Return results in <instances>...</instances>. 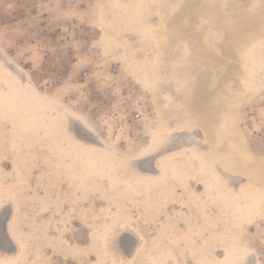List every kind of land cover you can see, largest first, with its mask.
Returning a JSON list of instances; mask_svg holds the SVG:
<instances>
[{
  "label": "rangeland",
  "instance_id": "374dc122",
  "mask_svg": "<svg viewBox=\"0 0 264 264\" xmlns=\"http://www.w3.org/2000/svg\"><path fill=\"white\" fill-rule=\"evenodd\" d=\"M137 3L0 0V44L46 98L24 104L0 73V168L14 170L0 174V208L4 194L16 196L12 229L26 246L12 264H115L103 245L110 209L145 235L134 264H156L152 256L169 249L180 264H225L242 244L264 264V213L246 200L264 195V86L254 80L255 57L264 63V0H150L146 17ZM59 103L80 112L133 176L155 177L151 188L138 181L135 196L116 176L90 177V157L80 161L61 131ZM158 131L178 149L145 154ZM161 154L169 162L159 173L141 167ZM204 166L228 194L200 183Z\"/></svg>",
  "mask_w": 264,
  "mask_h": 264
},
{
  "label": "bare ground",
  "instance_id": "6f19581e",
  "mask_svg": "<svg viewBox=\"0 0 264 264\" xmlns=\"http://www.w3.org/2000/svg\"><path fill=\"white\" fill-rule=\"evenodd\" d=\"M130 1H132V0H130ZM133 3H135V2H133ZM149 3H150V0H138V3H137V9L145 17L148 15V6H149ZM130 10H131V8H130ZM105 31H106V29L104 27V36L106 35ZM211 31H212V29H211ZM114 49H113V51H114ZM115 51L118 52V49H116ZM117 54H119V53H117ZM254 61H255L254 67H255V70L257 72L256 73V77H255L254 80H255V83L258 86V88H260V87L264 86V63H263L262 59L260 58V56H258V55L255 57V60ZM0 73L3 75V77H5L8 80H10V82L15 86V88H17V90L19 91V93L22 96V98H25L26 101L25 100L23 101L24 104H28L29 105L30 102L32 103L35 99H38L39 98V99L42 100V97H44V96H42V94H40V91L37 89V87H36L37 85H35V81L33 80V78L30 75V73L25 68H23V66H21L20 64H18L13 58H11L5 52V50L1 46V44H0ZM145 78H147V77H145ZM149 86H150V84H149ZM0 87L2 88V86H0ZM17 98L19 100V97H17ZM13 104H14V102H13ZM29 106H31V105H29ZM57 108L58 109L56 110V112H57L58 117H59V123H60V127L62 129L61 131H63V135L65 136V140L67 142H69L71 145H73L74 147H76L81 152V156H80L81 159H80V161H84L87 158V157H85V155L87 156V154H88V156L90 157V159L92 161V165L94 166V168L90 172V177H94L97 172H102L103 174H105L107 176V178H110V179H112L113 176H116V178H115V179H117L116 181H121V182H127L128 183L129 190L131 192H133L135 194V196L136 195L137 196L142 195V192H141V190H140V188L138 186V183H137L138 181H141V182L145 183L146 184V187L148 189L151 188V181L155 177H152L151 175H145V174L142 173L143 171H141V173H137L135 176H133L132 175L133 169L130 167V165H128L125 161H122L120 159H117V158H115V157H113L111 155V154H113V153L116 152L115 151L116 148L114 149L113 146H111V144L108 142V140L101 138L99 136L97 130H95L94 127L91 126V124L85 119V117L80 112L75 111L74 109H72L68 105L61 104V103H59V105H57ZM74 125H78L80 128H82L84 131L88 132L94 138L88 139L86 137H83V136L79 135L78 132H76V129H75ZM159 130H161V129H159ZM158 132H159V136H156L154 138V143H152V146H150V147H148L146 149L145 154L146 153H151L154 150H156L158 145L161 146L160 147L161 149L158 147V149L160 150L159 153H161V152H172L173 151L172 149H174V150L175 149H178V148H173L174 147L173 144L174 143H177V142L171 141V139L169 137L163 139L162 131L161 132L158 131ZM192 138H194V137H192ZM183 139H182V141H183ZM25 140H27V139H25ZM173 140H178V142H179L180 141V138L178 137V138H175ZM194 141H195V138H194ZM192 142H193V140H192ZM240 142H242V143L246 142L245 137H241ZM197 143L198 142H196V144ZM183 144H184V141H183ZM23 145H24V143H23ZM200 145H201V143H200ZM73 146H71V147H73ZM179 148H181V147H179ZM101 149L104 150V151H106V152L102 151ZM237 150H238V148H237ZM75 152H76V149H75ZM153 154H154V152H153ZM123 155H125V154H123ZM150 155H152V154H150ZM159 156H160V158L159 159H156V161H155V164H156L155 167L153 165H151L152 164L151 163V159H149V158H145V159L141 160V163H140L141 164V167L142 168L144 167L143 169H147L148 168L147 170H150V168H151V169H154L155 171H157L159 173V169L160 170H163L165 168L166 161L169 160V157L167 156V154H164V155L161 154ZM194 156L196 157V155H194ZM128 157L127 158L124 157V158L128 159ZM72 158H73V155H72ZM132 159H131V161H132ZM139 159H141V158H139ZM176 162H178V161L176 160ZM184 162L186 163V161H184ZM200 162H202V161H200ZM134 163H136L135 160H134ZM180 163L183 164V161H181ZM193 163H190L189 166L186 167L185 171L190 176V178L195 179L197 177V174H199V173H197L196 168H195L196 166H194ZM79 164H80V162H79ZM173 164H174V162H173ZM74 165H76V164H74ZM133 165H135V164H133ZM136 166H137V163H136ZM177 166L180 168L179 165H177ZM20 169H21V167H20ZM89 169H90V167H89ZM137 170H141V169L138 168V166H137ZM11 171H14V170L12 169ZM11 171H6V170L0 168V174H7V175H9V174H11ZM200 171H202V170H200ZM200 171H198V172H200ZM202 172H204V174L206 176V181L200 182L201 184L208 185V186H210V188L211 187H214V186H217L219 189L223 190L227 194L230 192V190H228L225 187L221 186L214 179V177L212 176V174H211L210 170L208 169V167L204 166ZM156 173H154V174H156ZM178 175H179V172H178ZM14 176H13V178H14ZM133 193H132V195H133ZM242 193H243V190H242ZM195 194H196V192H195ZM147 195H149V194H147ZM258 195H259V199H258L257 202H255V200H254L253 197H248L246 200H247L248 205L251 206L256 213H258L259 215H262L264 213V195L261 192H259V191H258ZM2 197L5 198V205L3 206V208L1 207L2 209L0 208V260L6 262L7 264H12V263H16V261H19L21 259L22 255H23V251L25 250L24 248L26 246L20 240V238H18L15 235V233H14V231L12 229L13 219L15 218V213H16L17 208H18V203H17V200H16V196L11 193V194H4ZM199 198L205 204L207 212H211L210 201L208 199L209 197H207V195L205 193H201L199 195ZM146 201H147L146 204H148V199H146ZM164 201H165V198H163L162 200H160V203H164ZM197 204H198V202H197ZM108 211H109L108 212L109 213V216H111L115 220L109 226L108 230L105 232V235L103 236L104 249L109 254V256L113 260V262H115V264H134V260L136 259L139 250L142 248V246L146 242L145 235L132 222H129L127 220L125 221L124 220L125 219L124 216H122L120 212L114 211L112 209H110ZM109 216H107V217H109ZM149 220L150 219L147 218L145 220V222H147ZM221 223H222V221H221ZM14 225H16V224H14ZM103 229H105V227ZM99 233H102V232H99ZM126 233L128 234L127 235L128 237L130 236L132 239H134L132 241V243L125 242L124 237H126V235H125ZM181 233L182 232H180V234ZM135 240H136V243H135ZM65 243H68V242H65ZM68 247H69V245H68ZM256 254L257 253H256V250H255L254 247H251L249 245H245V244L243 245L242 244L241 247H240V249L235 250V251H233L231 253L229 259H227L228 257L227 258L225 257L227 259L225 261V264H257L258 263V260L256 258ZM152 257L155 259L156 264H180L179 261H178V259L175 257V255H174V253L172 252L171 249H169L167 251V253H165L163 255H153ZM152 257L150 256V258H152ZM219 261L221 262V260H219ZM21 262H23V261H21Z\"/></svg>",
  "mask_w": 264,
  "mask_h": 264
},
{
  "label": "flooded vegetation",
  "instance_id": "af4514ba",
  "mask_svg": "<svg viewBox=\"0 0 264 264\" xmlns=\"http://www.w3.org/2000/svg\"><path fill=\"white\" fill-rule=\"evenodd\" d=\"M257 264H259V260H258V263Z\"/></svg>",
  "mask_w": 264,
  "mask_h": 264
}]
</instances>
